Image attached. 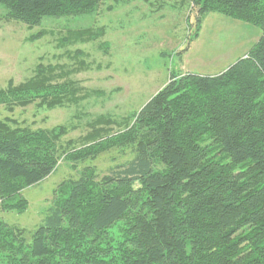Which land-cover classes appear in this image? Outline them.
Returning a JSON list of instances; mask_svg holds the SVG:
<instances>
[{
    "label": "trees",
    "instance_id": "16d2710c",
    "mask_svg": "<svg viewBox=\"0 0 264 264\" xmlns=\"http://www.w3.org/2000/svg\"><path fill=\"white\" fill-rule=\"evenodd\" d=\"M101 1L0 5L6 19L34 28L92 13ZM185 1L201 15L259 29L258 41L218 75H171L130 127L79 151L62 149L61 128L30 131L0 120L4 210L23 211L21 192L53 173L60 156L77 163L135 146L134 158L108 175L86 169L60 186L30 243L0 222V264H264V0ZM44 73L0 89V107L59 105L61 95L76 94Z\"/></svg>",
    "mask_w": 264,
    "mask_h": 264
},
{
    "label": "rangeland",
    "instance_id": "374dc122",
    "mask_svg": "<svg viewBox=\"0 0 264 264\" xmlns=\"http://www.w3.org/2000/svg\"><path fill=\"white\" fill-rule=\"evenodd\" d=\"M5 15L0 5V89L27 82L41 68L50 83L73 84L76 94L61 95L59 105L1 106L0 120L30 131L61 128L59 145L68 152L125 131L171 75L222 73L261 34L217 13L201 15L185 0H102L92 13L45 18L34 28ZM134 156V145L116 146L77 163L60 156L53 173L21 192L23 211L4 210L0 203V222L21 231L30 243L60 186L86 169L102 178ZM112 232L117 235L116 228Z\"/></svg>",
    "mask_w": 264,
    "mask_h": 264
}]
</instances>
